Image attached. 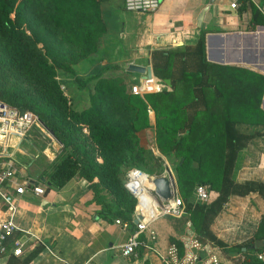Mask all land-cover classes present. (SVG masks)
I'll return each mask as SVG.
<instances>
[{
  "label": "trees",
  "instance_id": "trees-1",
  "mask_svg": "<svg viewBox=\"0 0 264 264\" xmlns=\"http://www.w3.org/2000/svg\"><path fill=\"white\" fill-rule=\"evenodd\" d=\"M98 5L99 0H0V31L4 33L0 37L10 52V63L12 57L18 64L28 59L31 42L26 30L31 29V22L27 10L42 19L48 29L60 31L61 41L78 50L73 59V55L44 44V59L32 67L35 79L55 108L21 86L0 85L1 100L19 110L31 109L60 144L57 158L45 173L49 186L59 188L77 175L87 181L103 218L119 219L132 226L134 199L119 179V175H124L122 167H137L147 175H152L150 162L156 164L159 174L164 168L161 157L139 143L138 132L149 127V108L154 113L155 147L171 164L196 240L210 242L225 253H237L234 264H264V260L255 256L264 247H248L256 239H264V215L249 238L232 245L221 242L210 230L212 220L229 196L255 192L264 199V182L234 180L240 152L252 137L238 132L235 123L264 124V111L259 108L264 76L240 67L207 62L200 31L192 45L151 51L153 77L163 85L159 91L140 97L126 90L120 76L96 73L80 78L74 75L72 65L95 51L105 29ZM257 15L255 12L252 23ZM30 46L34 47V43ZM57 69L73 74V83L88 88V105L72 113L73 123L59 112L68 106L55 79ZM165 78L169 84L163 82ZM107 110L120 113L119 121L108 117ZM82 126L87 128L90 143L103 156L102 163L94 159L91 150L78 138L75 130ZM199 184L208 187L209 198L205 202H190L189 197ZM168 241L181 257L182 242L172 237ZM38 249L39 246L35 251ZM13 264L24 262L13 259Z\"/></svg>",
  "mask_w": 264,
  "mask_h": 264
},
{
  "label": "crops",
  "instance_id": "crops-1",
  "mask_svg": "<svg viewBox=\"0 0 264 264\" xmlns=\"http://www.w3.org/2000/svg\"><path fill=\"white\" fill-rule=\"evenodd\" d=\"M231 2L235 3L234 8L229 6ZM98 6L105 29L93 53L100 51L101 44L105 55L96 60H88L90 56H87L72 67L74 75L120 76L128 92L132 84L146 88L137 94L142 97L144 93L162 89L161 84L154 77L141 81L140 74L132 75L127 65L151 68L152 50L192 45L201 31L207 62L240 67L264 76V0H212L210 3L209 0H160L152 13L126 12L122 0H99ZM204 6L207 9L197 27L196 16ZM255 12L258 15L252 23ZM106 66L109 68L101 69ZM75 88L76 92L86 89V107L88 88ZM263 107L264 88L259 103L261 111H264ZM147 121L149 127L137 134L139 143L146 148L144 133L149 134L148 150L161 157L163 170L174 180L170 162L155 147L154 113L149 108ZM235 128L240 133L252 134L240 152L235 182H264V124L237 122ZM19 148V152H13L14 159L21 165L23 174L43 188V194L35 196L26 192L16 201L15 230L4 242L5 252L0 253V264H13V259L24 264H162L154 251L143 246H138L132 256L120 254L119 248L132 226L124 228L115 219L103 218L99 214L100 205L93 200L85 179L72 175L59 188L47 184L45 173L50 171L49 165L60 149L53 137L42 148H35L33 144L31 150ZM174 186V192L179 195L175 180ZM189 198L190 202L194 201L192 195ZM183 204L184 213L179 217L169 216V220H163V223H154L156 218L150 221L139 235L140 240L165 253L172 245L168 241L172 237L182 242L183 254L194 253L201 258L213 254L219 264H234L237 253L222 252L210 242L198 241L204 248L199 251L188 247L196 237L184 201ZM5 215V205L0 199V220ZM262 215L264 199L258 193L231 195L212 220L210 230L221 242L232 245L249 238ZM15 239L21 243L19 256L10 254ZM37 246L39 249L35 251Z\"/></svg>",
  "mask_w": 264,
  "mask_h": 264
},
{
  "label": "built area",
  "instance_id": "built-area-1",
  "mask_svg": "<svg viewBox=\"0 0 264 264\" xmlns=\"http://www.w3.org/2000/svg\"><path fill=\"white\" fill-rule=\"evenodd\" d=\"M159 2V0H122V6L126 12L152 13L159 6ZM229 6L234 8L235 3L231 2ZM129 90L131 93L139 94L146 88L141 89L138 84H132ZM38 124H40L39 120L33 111L19 110L0 99V199L5 205L6 214L0 220V253L5 252L4 242L15 230L13 216L16 211V201L26 192L35 196L43 194V188L34 184L23 174L21 165L13 157V152L20 151L21 140L30 129ZM161 174L167 175V171L163 170ZM154 176L156 175H147L136 167L128 168L124 172L122 186L134 199V205L132 228L119 248L120 254L125 257L132 256L138 246H143L154 251L162 264H219V260L213 254H207L201 258L194 253H185L179 257L174 245H170L165 253H160L140 240L139 235L146 230L147 224L157 216L179 217L184 213L182 198L175 192L167 202H162L153 194L152 178ZM192 198L197 202L207 201L209 198L208 187L203 184L196 185ZM134 219L136 222H133ZM115 222H120L124 228L129 225L119 219H115ZM150 236L152 239L151 233ZM12 245L10 254L19 256L21 243L15 239ZM188 247L198 251L204 249L195 239L191 240ZM255 256L264 260V250L255 253Z\"/></svg>",
  "mask_w": 264,
  "mask_h": 264
},
{
  "label": "rangeland",
  "instance_id": "rangeland-1",
  "mask_svg": "<svg viewBox=\"0 0 264 264\" xmlns=\"http://www.w3.org/2000/svg\"><path fill=\"white\" fill-rule=\"evenodd\" d=\"M28 19L31 22V29L26 30V34L28 36V42H31L28 44V59L25 63L18 64L15 59L11 58V63L9 61V51L4 48L2 45V39L0 37V85L1 86H21L26 91L30 92L33 96L38 97L41 101L45 102L46 104H49L51 106H54L51 99H49L48 94L44 92L43 86L40 82H38L35 79L34 72L32 71L34 68L33 65L37 62H41V59H44V44H49L54 47L55 50H57L60 53H66L69 54V56L73 55V59L76 58L78 50L61 41V33L60 31H52L48 29L42 19L33 17L32 11L27 10ZM35 15V14H34ZM4 34L0 31V35ZM34 43V47L30 46V44ZM100 51L98 49V52L91 53L88 60H96V58L103 57L105 54H102L103 52L101 49L105 51L104 45H99ZM107 52V51H106ZM108 54H106V58H108ZM12 60H14L15 65H12ZM87 60V61H88ZM87 61H84V63H87ZM80 62V61H79ZM5 63V64H4ZM78 63V62H77ZM76 63V64H77ZM83 64V62L81 63ZM80 64V65H81ZM79 65V66H80ZM75 66V63L72 65ZM95 67V66H94ZM75 68V67H74ZM96 70V67H95ZM75 74V72H74ZM132 75L136 76L135 72H131ZM77 76V75H76ZM78 77L85 78L86 76H83L80 74ZM55 79L57 80L59 87L62 90L63 94L66 97L67 102V108L59 109V112H61L65 118L68 119L69 123L72 122V113L75 111H79L84 108L86 105V97H85V88H82L79 92H76V86L77 84L73 83V74H70L69 72H65L62 70H56ZM153 80V79H152ZM80 87V86H79ZM160 87L163 88V85H160ZM75 97V98H74ZM31 110V109H30ZM108 117H110L112 120L119 121L120 119V113L115 112L113 110H107ZM76 134L80 140H83L85 145L91 150V154L93 155L94 159L98 163H102L103 156L99 152V149L94 147L90 143V139H88V131L85 126L80 127L79 129H76ZM47 133V134H46ZM144 133V137L146 140L145 146L148 149V146H150V139L149 134ZM51 135L44 129L40 124L37 126H34L30 131L26 134L24 139L20 142L21 149L23 148H29L31 150V145L33 144L35 148L39 147L42 148L44 143L50 142ZM30 140L29 142L27 140ZM29 143H32L31 145ZM35 153V151H33ZM37 155V154H36ZM131 167H122L123 173ZM137 168V167H136ZM140 170V169H139ZM159 169L157 170V166L154 162H150L149 166V172L152 175H160ZM124 175H119L120 181L123 182ZM169 216L165 215H159L156 217V219L153 221L154 223H163V220H169Z\"/></svg>",
  "mask_w": 264,
  "mask_h": 264
},
{
  "label": "water",
  "instance_id": "water-1",
  "mask_svg": "<svg viewBox=\"0 0 264 264\" xmlns=\"http://www.w3.org/2000/svg\"><path fill=\"white\" fill-rule=\"evenodd\" d=\"M160 1V0H159ZM212 0H209V3ZM207 9L206 6L201 8L196 16V26L199 27L201 23V18L203 16L204 11ZM127 69L131 72H135L140 74V80H150L152 76L151 68L150 66H140L136 64H128ZM163 82L165 84H169V80L167 78L163 79ZM40 123V122H39ZM40 125L51 135V132L47 130L41 123ZM48 184V183H47ZM152 192L153 194L162 202H167L175 191L174 186V180L171 176V174L164 175H158L154 176L152 178ZM52 188V187H51ZM191 200V198H189ZM139 218V217H138ZM133 222H136V219L133 220ZM249 248L252 247H264V239H256L253 243V245L248 246Z\"/></svg>",
  "mask_w": 264,
  "mask_h": 264
}]
</instances>
